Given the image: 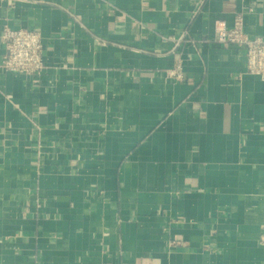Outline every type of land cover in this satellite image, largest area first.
Segmentation results:
<instances>
[{
	"label": "crops",
	"instance_id": "1",
	"mask_svg": "<svg viewBox=\"0 0 264 264\" xmlns=\"http://www.w3.org/2000/svg\"><path fill=\"white\" fill-rule=\"evenodd\" d=\"M239 14L264 38V0H0V62L5 27L44 62L0 68V264H264V82L214 27Z\"/></svg>",
	"mask_w": 264,
	"mask_h": 264
},
{
	"label": "built area",
	"instance_id": "2",
	"mask_svg": "<svg viewBox=\"0 0 264 264\" xmlns=\"http://www.w3.org/2000/svg\"><path fill=\"white\" fill-rule=\"evenodd\" d=\"M214 27L218 43H229L244 48L245 72L264 82V38H250L244 33L241 14L235 17L229 29L219 21L215 22ZM1 43L4 54L0 68L4 71L34 76L44 69L43 46L39 32L5 27L1 34ZM169 74L177 80L182 78L180 69L170 71Z\"/></svg>",
	"mask_w": 264,
	"mask_h": 264
}]
</instances>
